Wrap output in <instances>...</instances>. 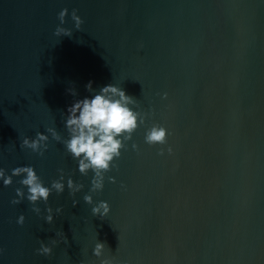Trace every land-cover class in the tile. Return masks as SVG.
Listing matches in <instances>:
<instances>
[{"label":"water","instance_id":"water-1","mask_svg":"<svg viewBox=\"0 0 264 264\" xmlns=\"http://www.w3.org/2000/svg\"><path fill=\"white\" fill-rule=\"evenodd\" d=\"M63 8L71 37L53 34ZM89 81L152 110L91 193L110 206L103 219L83 201L93 173L46 132L68 137L61 111L93 94ZM153 123L171 132L166 145L145 143ZM37 131L43 156L20 148ZM29 165L45 186L63 168L65 190L50 194L48 224L43 201L39 215L26 198L10 203L21 177L0 180V264H264V0H0V167ZM69 175L84 185L74 196ZM49 239L52 254H37Z\"/></svg>","mask_w":264,"mask_h":264},{"label":"clouds","instance_id":"clouds-1","mask_svg":"<svg viewBox=\"0 0 264 264\" xmlns=\"http://www.w3.org/2000/svg\"><path fill=\"white\" fill-rule=\"evenodd\" d=\"M68 14V9L63 8L59 11L58 19L60 23L54 29V35L72 36V29L63 27L65 16ZM71 20L74 22V28L80 30L83 24L82 18L77 14V9L71 11ZM85 88L88 92L93 93L90 97L75 100L67 108V115L61 111L64 127L67 130L68 137L63 138L56 128L48 126L46 132L51 135L52 139L64 145L67 153L72 159L77 161L78 171L81 175L87 176L89 171L93 173L89 192L83 196V201L91 207L93 216L103 219L110 211L109 204L100 200L93 204L92 194L100 191L104 187L105 174L114 168H117L116 160L121 156V149H127V141L132 139L133 133L138 127L145 124L146 117L151 115V109L144 111L140 108L139 101L134 97L126 94L122 87H118L112 83L102 86L97 90L92 88V82L89 81ZM73 96L76 95L74 88L68 89ZM162 99L167 98V93L161 94ZM132 106H135V109ZM171 132L163 125L153 123L146 129L144 141L148 145H166L168 136ZM49 136L44 132L37 131L34 138L23 136L20 140V148L30 149L32 152L40 156L44 155L45 150L49 147L47 141ZM15 145L13 144V148ZM132 148L138 151V146L135 142L132 143ZM165 151L169 155L173 153V148L168 145L167 148H160L159 155H164ZM59 177L53 179L50 186H45L41 178L37 175L32 166H17L11 169V174H7L3 167H0V180L4 186L13 183V177H21L18 183L21 187L15 189V196L10 203L19 204L23 199L31 204V210L37 215L41 214V209L38 202L43 201L45 204L44 211L47 213L44 216L46 223L53 222V209L48 205L50 194L55 191L61 194L65 190V173L63 168H58ZM109 182H115V177L108 176ZM66 187L69 196H74L77 192L83 189L84 185L80 182H74L69 175L66 180ZM123 187V184L121 185ZM26 189V191H25ZM78 203L73 199L72 204L75 206ZM62 208L57 207L56 213H61ZM25 220L24 214L21 213L16 223L23 225ZM61 235L65 243L67 239L64 234ZM56 239H49L48 243L43 240L39 241V248L36 249L37 254L48 257L52 254V246L56 245ZM106 244L97 240L92 249L93 255L102 257ZM3 250L0 249V252ZM83 264V261H80ZM100 264H114V258L104 257L100 259ZM127 264V262H123Z\"/></svg>","mask_w":264,"mask_h":264}]
</instances>
